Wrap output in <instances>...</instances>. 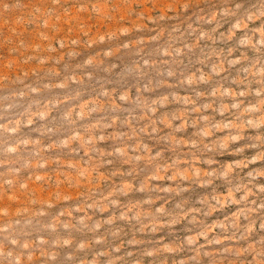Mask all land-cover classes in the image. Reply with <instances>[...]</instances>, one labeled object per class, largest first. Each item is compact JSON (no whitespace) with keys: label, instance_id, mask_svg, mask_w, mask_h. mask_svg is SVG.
<instances>
[{"label":"rangeland","instance_id":"1","mask_svg":"<svg viewBox=\"0 0 264 264\" xmlns=\"http://www.w3.org/2000/svg\"><path fill=\"white\" fill-rule=\"evenodd\" d=\"M0 264H264V0H0Z\"/></svg>","mask_w":264,"mask_h":264}]
</instances>
